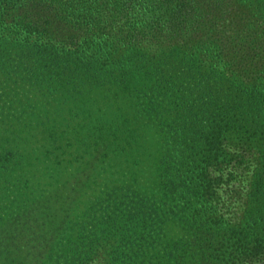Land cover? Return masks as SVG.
<instances>
[{"label": "rangeland", "instance_id": "374dc122", "mask_svg": "<svg viewBox=\"0 0 264 264\" xmlns=\"http://www.w3.org/2000/svg\"><path fill=\"white\" fill-rule=\"evenodd\" d=\"M113 47L91 51L100 69L89 83L79 66L37 80L0 63V264H231L258 165L210 167L215 194L198 188L197 137L217 84L204 71L191 91L152 92L158 74ZM176 121H192L191 144ZM251 222L246 243L264 236Z\"/></svg>", "mask_w": 264, "mask_h": 264}, {"label": "trees", "instance_id": "16d2710c", "mask_svg": "<svg viewBox=\"0 0 264 264\" xmlns=\"http://www.w3.org/2000/svg\"><path fill=\"white\" fill-rule=\"evenodd\" d=\"M121 46L131 52V66L158 74L152 92L191 91L204 71L214 79L220 95L212 101L207 132L197 137L196 181L210 199L220 182L210 167L258 165L249 193L253 206L233 233L230 254L231 264L261 262L264 236L246 243L245 232L250 221L264 232V0H0V63L16 60L37 80L79 66V79L89 83L100 69L91 51L109 54ZM166 75L170 80L160 84ZM174 123L175 135L191 144L192 121ZM188 144L176 173L180 183L196 148Z\"/></svg>", "mask_w": 264, "mask_h": 264}]
</instances>
